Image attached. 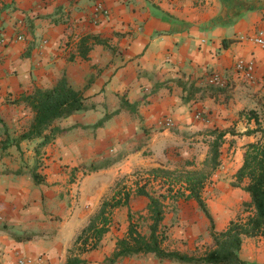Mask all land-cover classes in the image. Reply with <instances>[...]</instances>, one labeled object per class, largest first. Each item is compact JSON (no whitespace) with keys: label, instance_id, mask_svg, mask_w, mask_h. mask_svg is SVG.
Returning a JSON list of instances; mask_svg holds the SVG:
<instances>
[{"label":"crops","instance_id":"1","mask_svg":"<svg viewBox=\"0 0 264 264\" xmlns=\"http://www.w3.org/2000/svg\"><path fill=\"white\" fill-rule=\"evenodd\" d=\"M100 1L110 16L94 23L91 0H0V264L37 256L48 264H66V253L85 226H72L70 208L61 201L70 177L65 166L93 161L101 148L115 151L123 136L143 139L165 117L191 133L213 127L243 133L256 127L246 115L253 110L264 126V48L252 40L264 32V0ZM18 22L24 42L15 39ZM240 60L254 64V79L235 70ZM210 74L226 82V91L203 98L197 93L183 103L181 85L203 88ZM61 78L82 93L85 115L97 112L99 118L78 121L80 111L63 119H72L76 127L40 149L49 166L34 168L40 140L20 139L33 117L22 97L49 89ZM122 100L136 104L132 113L120 108ZM106 115L101 127H85ZM79 130L90 132L85 144L63 143ZM255 136L244 135V145ZM113 144L117 147L110 149ZM59 152L67 156L58 160ZM40 173L42 181L35 183L33 174ZM241 193L248 201L249 195ZM49 213L57 219L51 220ZM21 234L33 238L15 241ZM105 237L97 249L80 256L83 264L111 255L119 237L112 242ZM197 245L204 246L193 254L171 250L202 254L211 245L208 226ZM149 256L154 257L140 254L115 264H147ZM238 257L247 264H264V237H244ZM154 264L178 263L156 259Z\"/></svg>","mask_w":264,"mask_h":264},{"label":"trees","instance_id":"2","mask_svg":"<svg viewBox=\"0 0 264 264\" xmlns=\"http://www.w3.org/2000/svg\"><path fill=\"white\" fill-rule=\"evenodd\" d=\"M181 89L185 93L182 96V102L187 103L191 99H196L195 94L197 93H200L199 98L212 97L217 93H224L227 88L212 85L196 88L191 84L189 87L181 85ZM22 101L25 106L29 107L33 117L28 130L20 136V139L28 141L39 139L40 142L34 148L36 155H39L40 149L52 143L57 136L75 127H59L55 125L56 121L87 110L82 93L71 87L65 78H61L49 89H36L32 94L23 96ZM135 106L136 104H129L126 100H122L120 104L121 109L128 110L130 113L133 112ZM246 115L249 120L254 121L256 127L246 130L242 135H258L259 137L256 141L244 145L242 164L234 173V180L231 184L233 188L241 189L249 195V201L242 204L244 207L242 214L247 213L245 217L239 215L230 220L222 232H216L214 229V221L202 197V190L211 172L219 166L220 148L225 137L228 134L235 136L236 133L228 129L209 128L200 132V135L210 139L206 161L209 169L207 174L193 170L176 172L161 168L152 169L150 171L152 178L148 180L149 182L160 179H165L167 182L161 186L163 192L157 195L147 189V184L135 185L133 192L136 197L146 199L144 216L141 212H133L129 207L130 189L123 186L116 190L109 199L101 202L97 213L88 220L85 227L75 237L72 247L68 250L66 264H83L80 256L98 248L111 227L112 212L122 207L127 208V228L123 236L115 241L111 255L105 259L106 264H115L124 258L140 254H151L158 261L178 264H247L238 257L242 239L244 237H264V126L261 125L258 114L253 110L247 111ZM108 117L109 115H106L92 126L85 127L94 129L101 127ZM112 164L114 162L106 160L99 165L91 163L88 172H98ZM185 165L192 166L193 162L185 161ZM33 179L35 183H40L42 176L33 174ZM179 201H194L208 221L211 245L200 255H189L164 247L168 240L167 226L164 224L167 206ZM144 219L147 224L145 233L138 226L139 222ZM32 238V234L14 236L17 242L29 241Z\"/></svg>","mask_w":264,"mask_h":264},{"label":"rangeland","instance_id":"3","mask_svg":"<svg viewBox=\"0 0 264 264\" xmlns=\"http://www.w3.org/2000/svg\"><path fill=\"white\" fill-rule=\"evenodd\" d=\"M99 111L102 110L99 109ZM96 115L99 118L97 112H94L89 117L83 111L78 113L79 119L77 120L81 122L96 120L97 118L94 117ZM55 125L59 127L72 126V119L71 121L63 119L56 121ZM74 126L76 127V125ZM82 129L85 128L83 127ZM69 131L72 132V129ZM89 133L88 131L79 130L77 135L75 133L71 135L70 140L65 138L63 143H69L72 140V142L85 144L86 140L89 139ZM235 133V136L228 134L225 137V141L220 148L219 166L211 172L202 190V197L213 218L214 226H226L230 220L237 216L245 217L247 215V213L242 214L244 209L242 204L247 201H244L243 196H239L242 195L241 190L231 186L235 170L240 165V150L244 148V135L241 132ZM145 134L143 139L128 135L123 136L122 140L117 141L119 148L115 149L117 147L115 144L110 146V149L114 148L115 151L107 152L101 148L102 150L100 149L98 153H95L97 158H94L93 161H83L72 165V167L65 166L66 171L70 174L68 184L71 186L68 187L69 185L67 184L65 188L67 191L64 192L65 197L61 198V201L67 208H70L72 226H85L88 220L97 213L101 202L109 199L116 190L123 186L130 189L129 207L131 210L133 212H141L142 216H144L146 199L136 197L133 190L136 184H147V189L150 192L156 195L163 192V187L161 186L167 182L165 179L153 182L148 181L152 178L150 171L154 168L176 172L189 170L204 174L209 172L206 161L209 150L208 140L210 139L200 135L199 131L191 133L184 129H178L174 125L170 129L159 126L157 129L150 130ZM258 137L255 136L254 141ZM133 141L136 144L133 145ZM126 146H129V149H126ZM45 153L39 154L38 159L39 167L42 169L49 166L47 164L48 157L45 156ZM55 156L56 158L58 157V160H61L67 155L59 152ZM105 160L114 162V164L98 172H88L91 163L99 165ZM185 161H192L193 165L186 166ZM38 175L41 176V173ZM126 213L127 208L125 207L112 212L110 225L112 228L105 235L108 241L110 239L112 242L113 239L125 233L128 224ZM48 216L51 217V220L57 219V216L51 213ZM164 224L168 228L167 232L170 238L165 245L166 249L184 250L193 254L198 252L199 247L204 246L197 245V243L204 239V231L206 226H208V221L194 201H179L176 204L168 205ZM138 226H140L139 229L143 233L147 231L145 219L141 220ZM196 235L198 237L195 238L194 236ZM66 255L68 254L66 253ZM149 258L146 259L147 264H154L156 259L150 256ZM94 262L106 264L105 259Z\"/></svg>","mask_w":264,"mask_h":264},{"label":"built area","instance_id":"4","mask_svg":"<svg viewBox=\"0 0 264 264\" xmlns=\"http://www.w3.org/2000/svg\"><path fill=\"white\" fill-rule=\"evenodd\" d=\"M42 2H48L50 0H41ZM92 1V21L97 23L100 19L107 18L110 16V11L105 8L103 3L100 0H91ZM19 23V22H18ZM23 25L19 23L18 32L15 39L20 42H24L26 37L24 36V31L21 29ZM21 30V31H20ZM255 45L264 48V32L258 31L256 36L252 38ZM235 70L242 72L243 75L248 79H254V64L252 62L237 61L234 66ZM206 84L212 85L219 88L227 87L226 82L216 74H210L206 78ZM199 115V114H196ZM158 126L170 129L174 127V122L170 117L162 118L157 122ZM1 220V215H0ZM16 264H48L42 256H37L35 258L31 257H21L17 260Z\"/></svg>","mask_w":264,"mask_h":264}]
</instances>
